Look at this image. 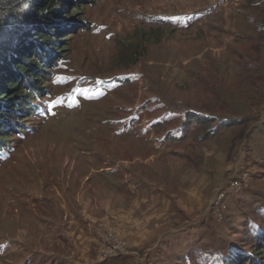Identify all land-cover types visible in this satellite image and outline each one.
Instances as JSON below:
<instances>
[{
    "label": "rangeland",
    "instance_id": "374dc122",
    "mask_svg": "<svg viewBox=\"0 0 264 264\" xmlns=\"http://www.w3.org/2000/svg\"><path fill=\"white\" fill-rule=\"evenodd\" d=\"M61 11L64 58L0 153V264H131L135 246L149 264H264V0H65ZM185 109L236 119L175 134ZM110 235L127 251L104 256Z\"/></svg>",
    "mask_w": 264,
    "mask_h": 264
},
{
    "label": "trees",
    "instance_id": "16d2710c",
    "mask_svg": "<svg viewBox=\"0 0 264 264\" xmlns=\"http://www.w3.org/2000/svg\"><path fill=\"white\" fill-rule=\"evenodd\" d=\"M64 1L0 0V153L9 145L7 136L13 131L17 132L19 128L21 130L25 128L22 121L29 118L32 110L37 108L39 101L35 102V99L44 95L47 89L43 79L47 77L48 68L64 58L66 44L61 37L68 28V23L65 28L61 25V17H64L61 11ZM35 22L37 28L32 29ZM31 33L37 34L31 47L28 46L30 51L26 52L28 54L26 56L21 52V48ZM138 40H141L140 44ZM138 40L133 43L132 48L135 49L136 55L139 53L141 59L146 46L141 38ZM32 48L38 49V52ZM22 110H25L24 114H20L19 111ZM182 119V127L181 129L177 127L175 134L179 131L184 134L187 125L196 121L198 124H204L206 135H213L214 130L219 127L225 129L235 123L236 118L219 119L214 114L185 109ZM175 134L172 135L177 137ZM174 137L170 138L175 139ZM231 139L232 137L229 138ZM230 213L227 207L224 214ZM235 258L243 260L249 257L238 253Z\"/></svg>",
    "mask_w": 264,
    "mask_h": 264
},
{
    "label": "built area",
    "instance_id": "2783aa9c",
    "mask_svg": "<svg viewBox=\"0 0 264 264\" xmlns=\"http://www.w3.org/2000/svg\"><path fill=\"white\" fill-rule=\"evenodd\" d=\"M245 178H246V175H244L240 181L238 179L233 178L229 182L228 185L230 187H232L234 190H238L242 187L243 181L247 180ZM246 185H248V184H246ZM216 199H217V202H216L217 204L222 202V206L225 207V205H224V188L223 187L218 189ZM224 210L225 209L222 210L223 213H224ZM219 216H220L219 219L215 218V221L218 223L222 222V219H224V215H219ZM106 243L107 244L105 245V248L107 247V250H106L107 254H104V256L111 255V254L116 255V253H118V252H125L130 247L129 241H127L126 239H123V238H118L115 235L108 236L106 238ZM141 250L142 249L138 248L137 246L134 247V249L132 250V253H133V260H132L133 262L132 263L135 262L134 264H149V262L142 260L143 256H141ZM146 255L148 256V254H146Z\"/></svg>",
    "mask_w": 264,
    "mask_h": 264
},
{
    "label": "clouds",
    "instance_id": "9594fccd",
    "mask_svg": "<svg viewBox=\"0 0 264 264\" xmlns=\"http://www.w3.org/2000/svg\"><path fill=\"white\" fill-rule=\"evenodd\" d=\"M249 227L253 236L257 235L260 231V225L256 221L250 220Z\"/></svg>",
    "mask_w": 264,
    "mask_h": 264
},
{
    "label": "crops",
    "instance_id": "0c3cea01",
    "mask_svg": "<svg viewBox=\"0 0 264 264\" xmlns=\"http://www.w3.org/2000/svg\"><path fill=\"white\" fill-rule=\"evenodd\" d=\"M149 219H150V217H149ZM143 223H144V222H143ZM167 224H168V223H167ZM167 224H164V225H163L164 229H161V228L159 229V232H160V233H162V232L165 230L166 226H168ZM158 227H161V225H160V226L158 225ZM97 231H98V230H97ZM88 260H90V259H88ZM88 260H87V261H88ZM90 263H91V262H90ZM95 264H101V262L99 263L98 261H95Z\"/></svg>",
    "mask_w": 264,
    "mask_h": 264
}]
</instances>
